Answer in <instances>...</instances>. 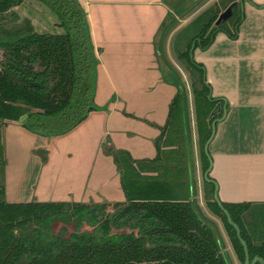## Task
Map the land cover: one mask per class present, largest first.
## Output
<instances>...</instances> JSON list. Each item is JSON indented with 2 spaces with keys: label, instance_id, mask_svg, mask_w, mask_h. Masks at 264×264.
Returning a JSON list of instances; mask_svg holds the SVG:
<instances>
[{
  "label": "trees",
  "instance_id": "obj_1",
  "mask_svg": "<svg viewBox=\"0 0 264 264\" xmlns=\"http://www.w3.org/2000/svg\"><path fill=\"white\" fill-rule=\"evenodd\" d=\"M37 1L58 16L65 33L40 35L29 22L0 25L1 177L6 166L1 131L8 121L25 118L26 129L59 136L100 110L95 103L98 61L83 7L78 0ZM23 2L0 0V21L6 22L5 14ZM231 3L206 10L179 33L174 43L178 57L187 61L196 76L192 87L204 172L209 167L204 146L211 136L212 122L222 116V110L212 118L211 113L224 101L208 99L210 85L204 80V66L191 60L190 51L193 45L194 51L208 48L219 32L237 38L243 20L239 3L233 5V15L217 25L223 9ZM170 18L171 13L159 30L161 42L168 35L166 23ZM163 78L177 88V94L158 144L159 156L143 163L133 161L125 152L115 156L126 203L11 204L6 202L0 184V264H228L215 225L200 218L191 199L186 89L164 73ZM204 183L209 188L208 208L224 223L238 259L245 264L236 231L214 201V185ZM223 206L239 225L251 261L257 256L264 259V205ZM249 211L255 223L252 229L244 222ZM56 224L61 225L59 231L54 229ZM260 238L263 240L258 245Z\"/></svg>",
  "mask_w": 264,
  "mask_h": 264
},
{
  "label": "crops",
  "instance_id": "obj_2",
  "mask_svg": "<svg viewBox=\"0 0 264 264\" xmlns=\"http://www.w3.org/2000/svg\"><path fill=\"white\" fill-rule=\"evenodd\" d=\"M78 1L98 61L95 103L100 110L59 136L26 129L25 118L4 125L8 203H126L116 154L128 153L137 163L160 154L158 144L177 94L163 80L156 51L171 7L167 0ZM232 1L229 7L239 3L243 8L237 38L219 32L208 48L194 51L212 96L227 104V117L217 124L210 146V177L219 185L222 203L264 205V0ZM5 16L17 25L29 22L40 35L65 33L58 16L37 0H24ZM187 135L194 202L202 183L194 157L197 131Z\"/></svg>",
  "mask_w": 264,
  "mask_h": 264
},
{
  "label": "rangeland",
  "instance_id": "obj_3",
  "mask_svg": "<svg viewBox=\"0 0 264 264\" xmlns=\"http://www.w3.org/2000/svg\"><path fill=\"white\" fill-rule=\"evenodd\" d=\"M231 1L232 0H196L195 2H193L194 4L192 3L193 5L189 6L188 0H167V4H169L172 10L171 18H174L175 20H172L170 18L167 21L166 29L168 30V35L166 38L164 37L163 42H161L160 37L157 40L158 42H157L156 49L159 50L157 54V58L159 60L160 65L163 66L164 76L171 81L172 80L174 81L175 79L178 80L179 83L181 82L184 85V88L186 89V95H187L186 102L187 103L185 104V109H186L185 115L188 120V125H189L188 127L190 129L191 137H192L194 130L197 131L194 95H193V87H192L193 83L196 81V76L194 75L193 73L194 71L189 66L187 61L182 60L178 57V53L176 51L174 43L179 33L184 28L188 27L190 23H192L195 19H197L206 10L212 8L216 4H219V6L223 8L225 5H228ZM231 7H228L227 9H223V12L220 14V17H224V16L228 17V11L231 10L230 9ZM231 14L233 15V11L231 12ZM11 17L12 16H5L6 22L2 23V21H0V25L6 24V26L8 27L14 25L15 22L11 20ZM227 19L228 18H223L220 24L227 21ZM193 34H196V32L193 31ZM198 64L200 65L201 63H198ZM163 80H165V78H163ZM212 99H218V97L212 96ZM218 117H221V115L219 114L217 118ZM197 137H198V133H197ZM195 149L197 150V153H195L194 151L195 153L194 157L195 159H198L200 161L199 169H200V178L202 180V183L200 182V189L198 191V195L196 194L195 199L197 200H195L193 203L194 208L197 211V213L200 215V218L204 222H205L204 219H206L215 224V228L218 229V232L220 235L222 252L224 256L227 258L228 264H242L233 249L231 240L228 236L224 223L207 206V201L210 198V195L208 192L209 188L206 187L205 183L203 182V176L206 171L205 172L203 171L204 163L201 159L202 158L201 157V143L199 141V137H198L197 145ZM2 171H3V174L1 177V173H0V180L2 179L3 182L1 181L0 184H2L4 187L5 167H3ZM200 204L202 206L199 207L198 205ZM225 204H243V203H225ZM244 217H245L244 222L246 221L245 222L246 227L248 229L255 228V223L253 221L251 211L246 213ZM60 228H61V225H58V224H56L54 227L55 231H59ZM69 230H72V228L70 227ZM262 240L263 238L258 239L257 244L260 245L262 243Z\"/></svg>",
  "mask_w": 264,
  "mask_h": 264
},
{
  "label": "water",
  "instance_id": "obj_4",
  "mask_svg": "<svg viewBox=\"0 0 264 264\" xmlns=\"http://www.w3.org/2000/svg\"><path fill=\"white\" fill-rule=\"evenodd\" d=\"M196 0H189L190 3H193L195 2ZM233 7V6H232ZM231 10L228 11V17L231 16V12H232V8H230ZM242 11H243V8H242ZM230 14V15H229ZM227 16L225 17H220V19L218 20L217 22V25L220 24L221 20L223 18H228ZM214 39L211 40V43L213 42ZM194 45L190 51V58L191 60H194ZM204 69V80L206 81L207 84H209L206 80V72H205V68L203 67ZM208 99L212 100V90H211V86H210V94L208 95ZM223 111V115L221 118H216L213 120L212 122V126H211V129H212V133H211V136L210 138L208 139V141L206 142L205 146H204V152L206 154V156L208 157V160H209V167L208 169L206 170L205 174H204V180L207 182V183H210V184H213L214 185V201L218 204V206L220 207V209L222 210V212L226 215L227 217V220H228V223L233 227V229L236 231V234H237V237L244 249V253H245V264H264V259L257 256L255 257L252 261L250 259V253H249V248H248V244L247 242L243 239L242 237V232H241V229L239 227V225L237 223L234 222V220L232 219L230 213L228 210L225 209V207L223 206V203L221 202L220 200V197H219V185L218 183L213 180L211 177H210V174H211V171L213 169V159L211 157V154H210V146H211V143L213 142L214 138H215V135H216V132H217V124L219 122H222L226 119L227 117V104H226V101H224V105L223 107H221L220 104H218L216 106V109L215 111L211 114V118L214 117L217 113H219L220 111ZM188 134V133H187ZM188 140V135L186 136V142ZM191 177V176H190ZM214 232H215V235L218 239V241H220L221 243V239H220V235L217 231L216 228H214Z\"/></svg>",
  "mask_w": 264,
  "mask_h": 264
}]
</instances>
